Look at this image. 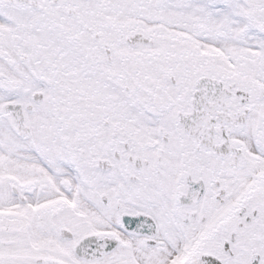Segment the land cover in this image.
I'll return each mask as SVG.
<instances>
[{"label": "snow or ice", "instance_id": "snow-or-ice-1", "mask_svg": "<svg viewBox=\"0 0 264 264\" xmlns=\"http://www.w3.org/2000/svg\"><path fill=\"white\" fill-rule=\"evenodd\" d=\"M0 264H264V0H0Z\"/></svg>", "mask_w": 264, "mask_h": 264}]
</instances>
